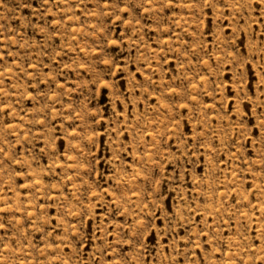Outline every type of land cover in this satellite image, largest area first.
Wrapping results in <instances>:
<instances>
[{
    "label": "rangeland",
    "instance_id": "rangeland-1",
    "mask_svg": "<svg viewBox=\"0 0 264 264\" xmlns=\"http://www.w3.org/2000/svg\"><path fill=\"white\" fill-rule=\"evenodd\" d=\"M0 264H264V0H0Z\"/></svg>",
    "mask_w": 264,
    "mask_h": 264
}]
</instances>
